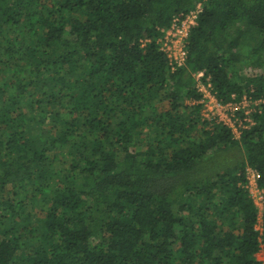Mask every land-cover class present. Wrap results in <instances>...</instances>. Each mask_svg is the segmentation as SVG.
Returning a JSON list of instances; mask_svg holds the SVG:
<instances>
[{"label":"trees","instance_id":"trees-1","mask_svg":"<svg viewBox=\"0 0 264 264\" xmlns=\"http://www.w3.org/2000/svg\"><path fill=\"white\" fill-rule=\"evenodd\" d=\"M198 3L172 71L158 39ZM199 71L263 96L264 0H0V264H264V103L235 137Z\"/></svg>","mask_w":264,"mask_h":264},{"label":"built area","instance_id":"built-area-1","mask_svg":"<svg viewBox=\"0 0 264 264\" xmlns=\"http://www.w3.org/2000/svg\"><path fill=\"white\" fill-rule=\"evenodd\" d=\"M201 11V4L190 10L182 17H175L171 21L167 29L163 30V34L158 39L159 49L165 54L168 64L172 71L185 64L186 59V39L190 29L195 25L198 13ZM203 72L195 73L197 90L202 94L199 100L202 103L201 115L205 118L214 119L216 122H222L232 128L235 135V121L238 120L242 111L243 116L236 122L237 127H247L244 122L250 121V114L255 108H260L264 103V96L253 99L247 94H242L239 100L235 99L232 94V100L228 102L219 101L212 92L211 84L202 81ZM238 130V136L240 129ZM235 136V137H238ZM245 182L243 187L247 190L253 202L261 211L264 204V188H260L257 184L259 173L251 166L244 168ZM260 214V213H259ZM260 223V218H258ZM260 229V224L257 225Z\"/></svg>","mask_w":264,"mask_h":264},{"label":"rangeland","instance_id":"rangeland-1","mask_svg":"<svg viewBox=\"0 0 264 264\" xmlns=\"http://www.w3.org/2000/svg\"><path fill=\"white\" fill-rule=\"evenodd\" d=\"M248 72H250V71H248ZM263 96H264V94H263ZM240 118H241V115H239L238 120H236L235 123H234V125H235V136H238L239 127H237L238 124H236V122H238L240 120ZM245 124H246V122H245ZM236 128H238V130ZM234 153L238 157V152L235 151ZM218 160H220V161L223 160V155H222V158L218 159ZM216 163H218V162H216ZM256 255H257V259H259V260L264 262V250H260Z\"/></svg>","mask_w":264,"mask_h":264}]
</instances>
